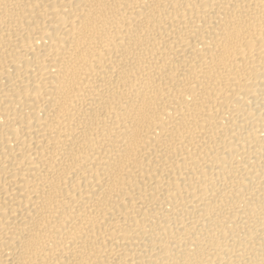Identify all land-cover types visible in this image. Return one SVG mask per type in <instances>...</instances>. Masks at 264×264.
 I'll return each mask as SVG.
<instances>
[{"label": "bare ground", "instance_id": "obj_1", "mask_svg": "<svg viewBox=\"0 0 264 264\" xmlns=\"http://www.w3.org/2000/svg\"><path fill=\"white\" fill-rule=\"evenodd\" d=\"M0 264H264V0H0Z\"/></svg>", "mask_w": 264, "mask_h": 264}]
</instances>
